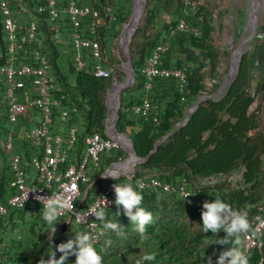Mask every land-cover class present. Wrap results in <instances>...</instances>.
Listing matches in <instances>:
<instances>
[{
    "label": "trees",
    "instance_id": "obj_1",
    "mask_svg": "<svg viewBox=\"0 0 264 264\" xmlns=\"http://www.w3.org/2000/svg\"><path fill=\"white\" fill-rule=\"evenodd\" d=\"M70 1L55 0L57 14L53 17L47 0H11V15L21 26L17 37L20 38L31 23L36 26V37L15 49L14 60H10L5 15L0 6V201L5 205L15 192L11 186L12 153L31 158L40 156L43 147L33 145L29 138L16 136L13 149L6 147L10 129L39 124L41 112L35 107L19 116L16 123L9 121L8 84L2 67L36 65L37 52L46 57L52 76L50 134L59 133L66 138L69 129L76 128V141L62 167L75 165L82 159L86 138L93 132L108 137L107 89L112 82L122 81L126 76L118 67L122 59H126L118 37L129 19L133 0H74L99 11L96 18L91 13L81 17L77 26L65 11ZM262 2L264 4V0ZM215 14L216 10L205 0L197 7L186 5L184 0H147L142 21L129 44L134 80L121 90L116 122L117 130L133 141L137 154L147 159L138 163L137 171L131 176H118L116 180L103 178L100 174L112 162L126 158L128 152L122 147L102 151L98 160L89 161L86 166L88 180L81 188L83 192L88 191L81 206L88 205L115 183L156 178L172 188L143 187L142 206L153 215V222L143 235L123 213L122 205H115V191H112L113 203L105 210L109 219L120 223L124 235L112 232L99 236L96 247L104 264H137L148 253L155 254V260L144 264H206L208 256L215 261L227 246L209 244L218 237L211 231L203 233L201 212L195 202L201 196L212 200L220 197L234 209H247L251 218L262 212L264 126L260 123L258 109L264 98V13L256 35L241 55L235 78L218 98L210 95L216 92L227 73L228 55L218 40L220 32L214 23ZM181 20L187 28H178ZM75 32L83 38L95 39L100 55L95 56L90 46H77ZM261 32L262 35L258 34ZM161 44L168 46L162 54L163 66L183 69L185 80L173 75L154 76L147 86L143 68L154 48ZM97 64L110 74L95 75ZM18 78L24 81L19 89V100H24L26 95H36L32 76ZM201 96L205 98L193 112L188 111L187 121L178 125ZM145 100L151 104L147 113H135L131 109L132 105ZM239 168H244V186L226 181L205 186L197 184V178L227 174ZM183 180L190 192L189 199L178 189ZM80 200L81 197L77 203ZM118 207L120 216L116 213ZM42 211L41 203L29 200L21 207L8 206L6 212L0 214V264H38L41 256L47 258L52 250L56 259L62 255L54 238H48L49 230H45L48 225L42 219ZM82 229L72 220L55 234L58 233L60 243H64ZM219 235L223 236L224 231ZM109 239L111 244L106 245ZM240 239L242 241V237ZM247 254L249 264H258L261 259L264 264V246L261 251L253 248ZM74 260L73 254L69 257L70 264Z\"/></svg>",
    "mask_w": 264,
    "mask_h": 264
},
{
    "label": "built area",
    "instance_id": "obj_2",
    "mask_svg": "<svg viewBox=\"0 0 264 264\" xmlns=\"http://www.w3.org/2000/svg\"><path fill=\"white\" fill-rule=\"evenodd\" d=\"M15 1L21 2V0ZM47 1L50 13L53 17L56 16L57 12L54 8L55 0ZM10 3L11 0H0L1 10L5 15V28L9 39L8 51L12 54L10 60H14L15 56L13 55V52L15 49L22 42L33 40L36 37V26L34 23H31L29 26L25 27V33L22 34L20 38H18L17 29L21 26L17 24L16 19L11 15V9L9 7ZM184 3L186 5L197 7L198 5H201L203 1L184 0ZM22 8L25 9L24 7ZM65 11L69 14L70 20L75 26L79 24V19L85 15L91 13L94 18L99 16V11L96 8L90 7L88 5H79L74 0H71L68 3ZM178 28H187L184 20L179 22ZM254 31V35H256L257 27ZM258 34L262 35L263 33L261 32ZM73 37L77 46H90L95 56L100 55L99 44L95 39L83 38L77 32L73 34ZM167 48V45H157L154 48L152 54L148 57L145 67L143 68V71L147 77V86L150 85V80L154 76L173 75L179 78L181 81L185 80V71L183 69L163 66L161 58L162 54L167 50ZM37 59L38 64L36 65L23 64L20 67L8 65L1 68V72L5 74L8 84L6 96L9 105V121L16 123L19 119V116L32 111L35 107H39L41 112L39 124L30 128H25L24 126H20L18 129L11 128L7 135L6 147L8 149H13V139L16 136L20 139L29 138L33 145L42 146L43 150L40 156L34 155L31 158H27L17 152L12 153L10 157V165L13 172L11 186L15 188V192L7 199V205L0 201V214H4L8 206L21 207L29 200L41 203L36 199L37 196L48 197L51 196L52 193L61 191L70 198V209L64 212L62 218L66 221L73 220L76 224L83 227L82 231H90L93 234H96L97 243L99 240L98 234L101 230V226H99L98 222L95 220L94 215L88 216L87 212L98 202L99 198H106L102 203L103 207H109L113 203L111 193L114 191V184L101 191L93 199V201H91L86 206H81L82 201L85 199L84 194L86 191H82L81 184L88 180L85 169L89 161L98 160L99 154L102 151L122 147V144L118 138L108 134V137H103L99 132L95 131L86 138V149L82 159L75 165L62 167V164L67 160L69 150L76 141V128L71 127L66 138H64L59 133L54 135L50 134L49 124L52 121V99L50 93L52 87V76L48 72V61L46 57L37 52ZM80 65H83V63L81 62ZM94 73L97 76H108L110 71L97 64L94 68ZM24 75L32 76V84L36 89V95L32 97L26 95L24 100H19V89L23 86L24 81L21 78H18V76L20 77ZM223 94L224 93H222V95ZM222 95L218 97H221ZM150 108L151 104L147 100L141 104H135L131 106V109L135 113L143 114L147 113ZM65 114L66 113L63 112V115ZM109 118L110 115H108L107 120ZM125 160L126 158H120L119 160L112 162L108 168H110L111 172L121 170L119 167V162ZM128 170L132 169L129 168ZM243 171L244 168H239L227 174H215L208 177H200L197 178V184L200 186H205L226 181L231 183V185L238 184L244 186L245 183L242 177ZM131 175L133 174H128L127 176ZM128 183H132L134 185L136 183H141L143 187L162 186L165 190L172 188L170 184L162 183L156 178L137 180ZM185 184V180H183L179 185L178 189L181 195H183L184 192L190 193L185 187ZM80 197L81 200L79 203H77V199ZM189 197L190 195H188L186 198L189 199ZM209 200L212 199L207 196H201L196 199L195 202L200 212L202 204ZM260 209H262V212L255 217L251 218V216L248 215L250 229L247 233L241 234L242 244L246 253H248V251L253 248L261 251L264 246V222H262L264 221V202L261 203ZM72 210L75 211V215H73ZM257 217H260L261 219L257 220ZM78 220L82 222H78ZM54 248H56V245ZM258 264H262V259L258 262Z\"/></svg>",
    "mask_w": 264,
    "mask_h": 264
},
{
    "label": "clouds",
    "instance_id": "obj_3",
    "mask_svg": "<svg viewBox=\"0 0 264 264\" xmlns=\"http://www.w3.org/2000/svg\"><path fill=\"white\" fill-rule=\"evenodd\" d=\"M106 177L117 179L121 173L105 171ZM115 191L114 203L117 206L122 205L123 213L135 225L136 231L141 235L146 233L147 226L153 222L151 211L146 210L142 206L143 202V185L141 183H115L113 185ZM186 198L190 193L184 192ZM42 204V219L48 225L45 230L49 231V239L54 238L56 233V225L63 219L62 216L66 210L70 209V198L61 191L52 193L51 196H37ZM106 198H99L98 202L87 212V215H94L100 222L101 230L99 236L106 233L115 232L119 236L124 235L120 223L109 219L105 207L102 206ZM108 206V202H107ZM73 215L75 211L72 210ZM117 215H121V211H116ZM257 217V220H260ZM64 220V219H63ZM201 220L203 233H211L218 237L209 242V244L226 245L227 247L220 252L214 261L212 256L206 258V264H249V256L244 250L241 234L247 233L250 229V221L247 209H234L229 203L220 197L214 200L205 201L201 208ZM78 222H82L79 221ZM264 222V221H262ZM44 230V231H45ZM221 230L224 235L220 236ZM97 235L90 231H77L67 242L59 243L57 250L62 253L58 259L55 258L53 250L50 254L41 256L38 264H70L69 257L73 254L76 259L71 264H104L103 256L96 247ZM106 245L111 244V240L105 241ZM156 255L148 253L143 255L137 264H144L145 261L151 262L155 260Z\"/></svg>",
    "mask_w": 264,
    "mask_h": 264
},
{
    "label": "water",
    "instance_id": "obj_4",
    "mask_svg": "<svg viewBox=\"0 0 264 264\" xmlns=\"http://www.w3.org/2000/svg\"><path fill=\"white\" fill-rule=\"evenodd\" d=\"M146 5H147V0H133V3H132V8H131V13H130V16H129V19L128 21L123 25L121 31H120V39H119V45L120 47L122 48L124 54L126 55V68L124 69L125 72H126V76H125V79L122 80V81H114L110 84V86L108 87L107 89V97H106V104H107V107L109 108L110 112H109V115H110V118L107 120V123H106V132L108 135H111L115 138H118L120 141H121V144H122V148L124 150H126L128 152V156L126 157V160H131V169L132 170H128V169H122V170H117L115 171L116 173H121V175L119 176H122V175H128V174H134L136 171H137V166H135V163H142L144 162L146 159H147V156L146 157H140L135 148H134V144H133V141L127 136V134L123 133V132H120L117 130V127H116V122H117V119L119 117V108L121 106V98H120V93H121V90L124 89L125 87L129 86L133 80H134V68H133V65H132V61H131V53H130V41L132 39V35L134 34L136 28L138 27L139 25V22H140V19L144 13V10L146 8ZM138 10V15L137 17L133 20V16L135 14V10ZM252 9L253 8H250L249 9V18H248V21L250 20V22H254V20L251 18V15H252ZM127 24H131V27L130 29L127 31V33L125 34V37L124 39L121 38V34L123 33V29L125 27V25ZM247 27H249V25L247 24ZM255 27H256V24L255 23H252L251 27V30L254 31L255 30ZM252 38V35H249L248 38L244 37L243 38V41L245 43V41L248 39ZM232 43V42H231ZM245 45V44H244ZM235 51V58H234V62H235V66L234 67H230L229 69V78L227 79L226 81V88H219L214 94L210 95V97H218V93L221 91V90H224V92L228 89V87L230 86L231 82L233 81V79L235 78V75L237 74V71H238V67H239V61H240V58H241V55H242V49L238 48ZM115 82L118 83V87L115 88ZM205 97L204 96H201L199 97L196 102L191 105L189 107V109L187 110L185 116L183 117V119L178 123V125H182L184 124L187 119H188V114L189 112L188 111H191L193 112L197 107H198V104L204 99ZM125 161H122V162H119V164H123ZM105 171H111L110 168H106L101 174L99 177H103V178H112V177H106L103 175V173ZM87 191H85V194L84 196L87 195ZM71 221L68 220H61L57 225H56V231H63L66 226L70 223ZM49 238V236H48ZM49 240H52V239H49Z\"/></svg>",
    "mask_w": 264,
    "mask_h": 264
},
{
    "label": "rangeland",
    "instance_id": "obj_5",
    "mask_svg": "<svg viewBox=\"0 0 264 264\" xmlns=\"http://www.w3.org/2000/svg\"><path fill=\"white\" fill-rule=\"evenodd\" d=\"M205 2L210 5V8L216 10L214 23L216 24L220 32V37L218 38V40L221 42V47L227 51L228 55L227 73L218 86V89H224L227 85L226 81L230 76L229 69L230 67L235 66L234 58L236 54L234 50L240 48L242 49L243 53L246 50L249 42L253 40L254 37L250 38L249 40L247 39L244 43L243 38H248L249 35L255 36V31H252L251 28L249 29V27H251V23H255L256 25H258L259 21H261V15L264 13V4L262 0H205ZM250 8H253L251 11V16L255 20V22L248 21ZM142 18L143 15L140 19L139 25L142 21ZM247 24H249V27H247ZM119 39L120 35L118 37V43ZM126 60L127 58L122 59V63L118 66L120 70L125 71L124 69ZM222 93H224V90H221V92L218 93V96L222 95ZM258 115L260 117V123L262 124V126H264V98L262 99L260 107L258 109ZM137 165L138 163H135V166ZM47 235L49 236V231ZM54 240L55 242H57V244L60 243L58 233L55 234Z\"/></svg>",
    "mask_w": 264,
    "mask_h": 264
},
{
    "label": "bare ground",
    "instance_id": "obj_6",
    "mask_svg": "<svg viewBox=\"0 0 264 264\" xmlns=\"http://www.w3.org/2000/svg\"><path fill=\"white\" fill-rule=\"evenodd\" d=\"M137 15H138V10L136 9L135 10V14H134V16H133V20L137 17ZM252 25V23L250 24V26ZM130 27H131V24H127V25H125V27H124V29H123V33L121 34V38L122 39H124V37H125V34L127 33V31L130 29ZM250 29V28H249ZM125 68H126V65H125ZM118 87V83H116L115 82V88H117ZM131 166V160L129 159V160H127V161H125L123 164H120L119 165V167H120V169L122 170V169H126V168H129Z\"/></svg>",
    "mask_w": 264,
    "mask_h": 264
},
{
    "label": "crops",
    "instance_id": "obj_7",
    "mask_svg": "<svg viewBox=\"0 0 264 264\" xmlns=\"http://www.w3.org/2000/svg\"><path fill=\"white\" fill-rule=\"evenodd\" d=\"M183 56H181V58H182Z\"/></svg>",
    "mask_w": 264,
    "mask_h": 264
}]
</instances>
